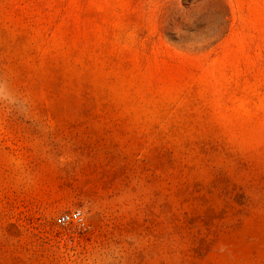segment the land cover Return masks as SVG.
I'll return each instance as SVG.
<instances>
[{
    "label": "rangeland",
    "instance_id": "374dc122",
    "mask_svg": "<svg viewBox=\"0 0 264 264\" xmlns=\"http://www.w3.org/2000/svg\"><path fill=\"white\" fill-rule=\"evenodd\" d=\"M0 264H264V0H0Z\"/></svg>",
    "mask_w": 264,
    "mask_h": 264
},
{
    "label": "built area",
    "instance_id": "2783aa9c",
    "mask_svg": "<svg viewBox=\"0 0 264 264\" xmlns=\"http://www.w3.org/2000/svg\"><path fill=\"white\" fill-rule=\"evenodd\" d=\"M71 218H72L73 220H76V221L80 222L81 224H83V223H82V217H81V214H80L79 211H75V212H73V213L71 214ZM68 219H69V216H68V215H64V216H62V218H61L60 220H61L62 222H67Z\"/></svg>",
    "mask_w": 264,
    "mask_h": 264
}]
</instances>
